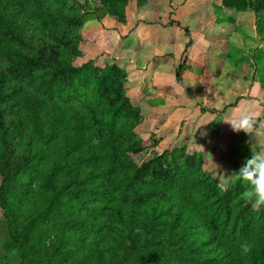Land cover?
Masks as SVG:
<instances>
[{
	"label": "trees",
	"instance_id": "trees-1",
	"mask_svg": "<svg viewBox=\"0 0 264 264\" xmlns=\"http://www.w3.org/2000/svg\"><path fill=\"white\" fill-rule=\"evenodd\" d=\"M94 1L122 23L134 0ZM75 6L88 0H0V264H264V208L240 187L217 193L199 156L131 159L141 108L117 66L82 61ZM214 7L255 13L264 41V0Z\"/></svg>",
	"mask_w": 264,
	"mask_h": 264
},
{
	"label": "rangeland",
	"instance_id": "rangeland-1",
	"mask_svg": "<svg viewBox=\"0 0 264 264\" xmlns=\"http://www.w3.org/2000/svg\"><path fill=\"white\" fill-rule=\"evenodd\" d=\"M219 2L134 0L122 23L97 11L94 0L69 12L86 41L82 61L117 66L123 80L119 89L141 108L133 131L141 150L129 153L134 163L163 156L182 164L199 156L200 174L216 182L217 193L240 187L244 198V186L230 175L252 150L264 149V133L257 121L251 134L228 132L221 117L254 83L264 92V41L255 13H241L231 23L214 10ZM95 94L87 84L81 100L90 102ZM212 204L210 198L206 205ZM3 231L0 240L7 242ZM6 261L16 264L14 253Z\"/></svg>",
	"mask_w": 264,
	"mask_h": 264
},
{
	"label": "clouds",
	"instance_id": "clouds-1",
	"mask_svg": "<svg viewBox=\"0 0 264 264\" xmlns=\"http://www.w3.org/2000/svg\"><path fill=\"white\" fill-rule=\"evenodd\" d=\"M225 122L230 124L234 132H252L253 120L247 115L241 116L239 123ZM230 176L244 186L243 197L246 204H250L254 210L264 208V149L252 150L250 158H246L243 165ZM250 250V247H244V252Z\"/></svg>",
	"mask_w": 264,
	"mask_h": 264
},
{
	"label": "crops",
	"instance_id": "crops-1",
	"mask_svg": "<svg viewBox=\"0 0 264 264\" xmlns=\"http://www.w3.org/2000/svg\"><path fill=\"white\" fill-rule=\"evenodd\" d=\"M246 93V96L236 98L237 100L233 102V107H229L226 110V114L222 115V121L227 126V131L229 132L231 126L225 121L239 123L240 117L247 115L254 121V125L256 121L259 123L258 127H261V131L264 133V92L260 89L259 84L254 83L253 86L248 87ZM199 143L201 147L203 145L202 138L199 140Z\"/></svg>",
	"mask_w": 264,
	"mask_h": 264
},
{
	"label": "built area",
	"instance_id": "built-area-1",
	"mask_svg": "<svg viewBox=\"0 0 264 264\" xmlns=\"http://www.w3.org/2000/svg\"><path fill=\"white\" fill-rule=\"evenodd\" d=\"M264 119V118H263Z\"/></svg>",
	"mask_w": 264,
	"mask_h": 264
}]
</instances>
